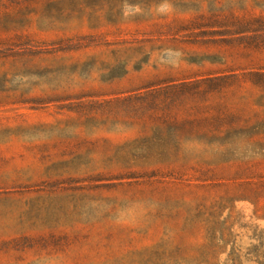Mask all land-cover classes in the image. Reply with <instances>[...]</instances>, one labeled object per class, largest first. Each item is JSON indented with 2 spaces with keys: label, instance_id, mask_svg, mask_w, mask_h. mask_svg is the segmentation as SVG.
<instances>
[{
  "label": "rangeland",
  "instance_id": "obj_1",
  "mask_svg": "<svg viewBox=\"0 0 264 264\" xmlns=\"http://www.w3.org/2000/svg\"><path fill=\"white\" fill-rule=\"evenodd\" d=\"M0 264H264V0H0Z\"/></svg>",
  "mask_w": 264,
  "mask_h": 264
}]
</instances>
